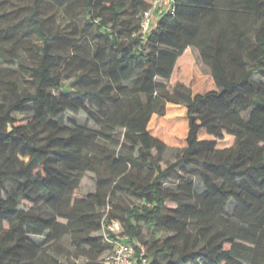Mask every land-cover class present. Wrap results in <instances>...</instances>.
<instances>
[{
    "label": "trees",
    "instance_id": "1",
    "mask_svg": "<svg viewBox=\"0 0 264 264\" xmlns=\"http://www.w3.org/2000/svg\"><path fill=\"white\" fill-rule=\"evenodd\" d=\"M77 2L94 44L72 85L61 68L74 53L59 52L61 31L36 15L26 31L40 59L26 66L30 87L17 76L0 85V264H60L54 252L67 237L83 264H104L113 219L146 247L148 264H264V0H173L146 32L153 0L66 7ZM4 30L0 48L14 52ZM71 88L76 96L54 92ZM89 90L109 107H94ZM168 107L179 108L169 127L185 142L172 162L154 131ZM80 110L96 127L67 120ZM225 134L233 144H220ZM88 173L96 190L85 195ZM175 173L177 185H166ZM103 230L107 237L96 234Z\"/></svg>",
    "mask_w": 264,
    "mask_h": 264
},
{
    "label": "rangeland",
    "instance_id": "2",
    "mask_svg": "<svg viewBox=\"0 0 264 264\" xmlns=\"http://www.w3.org/2000/svg\"><path fill=\"white\" fill-rule=\"evenodd\" d=\"M36 1L37 0H0V33H3L5 31L4 29H8L9 35H12L11 43L17 45V49L14 50V52H9L0 48V85H3L1 83L2 80L17 76L19 83L23 86L30 87L31 84L24 79V77L29 78L26 66H36L39 64L40 59L38 55L31 53V51L27 49L30 41L34 39L36 35L26 34V31L36 24V19L34 17L36 15L37 17L43 18L44 25L50 31H61V35L57 39L55 45L56 49L68 56H72L74 53L73 57H70V59L68 58L69 60L66 61L61 68V72L64 74L63 83L66 86L65 88H68L72 85V82L76 79V75L83 68V58L87 56L90 49L92 50L94 44L93 33L83 30L87 23L84 16V6L80 2H77L72 8H69L66 7V5L71 0H49V2H45L40 7V10L36 12ZM189 54L202 72H210V68L202 60L200 51L197 48H189ZM22 64L24 66H22ZM126 83L130 84V82ZM77 86L82 87L83 90L87 89V87L84 88L82 83H79ZM6 91L8 90L6 89ZM54 92L57 95L66 93L70 96H76L77 94L76 88L66 90L55 89ZM87 94L94 107H109V103H106L103 99L96 96L92 97L93 94L90 90ZM176 110H179V108L168 107L166 115L161 116L158 121L156 127L158 129L154 130L156 133L160 134L168 144V148L164 153V160L167 162L174 161L180 148L185 144L184 140L173 134L170 129L171 127H169V122H172L169 114L171 111L173 112ZM181 112H183V110H181ZM17 115L23 116V113H17ZM66 118L67 120L75 119L81 124L96 127V124L88 118V114L83 110H80L79 113L76 114L69 111ZM173 124L176 126L174 121ZM116 136L120 141H124L123 128L118 129ZM233 142V136L225 134L220 144L222 146H229L233 144ZM93 175V173H88L83 176L80 187L78 188L79 193L88 195L96 190V182ZM193 177L198 181L196 175H193ZM180 178V174L175 173L165 184L170 186L177 185ZM199 183L201 185V182ZM121 197L122 201L129 205L139 202V200L129 195H123ZM233 209L234 205H231L229 211L232 212ZM142 230L141 238H149L151 229L143 224ZM96 234H103L105 237L109 235L106 230ZM166 235V233H163L160 237L164 238ZM35 238L39 242L44 239L43 236H35ZM63 245L65 251L58 249L54 252V255L60 260V264H83L86 261L83 257H78L76 255L75 248L68 237L64 240ZM105 254L106 253H104L103 256Z\"/></svg>",
    "mask_w": 264,
    "mask_h": 264
},
{
    "label": "built area",
    "instance_id": "3",
    "mask_svg": "<svg viewBox=\"0 0 264 264\" xmlns=\"http://www.w3.org/2000/svg\"><path fill=\"white\" fill-rule=\"evenodd\" d=\"M173 0H153L152 7L145 12L142 21V31L146 32L154 21L155 13H161L168 9ZM115 236L107 238L113 242V247L104 258V264H148L149 257L144 245L137 247L129 238V235L122 233L121 223L113 219L109 225Z\"/></svg>",
    "mask_w": 264,
    "mask_h": 264
}]
</instances>
